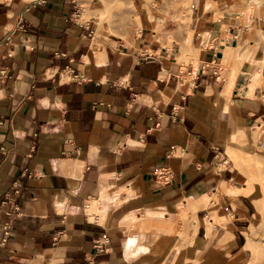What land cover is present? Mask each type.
Wrapping results in <instances>:
<instances>
[{
  "label": "crops",
  "instance_id": "1",
  "mask_svg": "<svg viewBox=\"0 0 264 264\" xmlns=\"http://www.w3.org/2000/svg\"><path fill=\"white\" fill-rule=\"evenodd\" d=\"M130 3L140 28L98 45L102 0H0V264L249 258L255 211L222 194L220 167L226 149L264 152V16L224 27L247 0ZM180 9L196 69L158 41L181 37L156 30Z\"/></svg>",
  "mask_w": 264,
  "mask_h": 264
},
{
  "label": "rangeland",
  "instance_id": "2",
  "mask_svg": "<svg viewBox=\"0 0 264 264\" xmlns=\"http://www.w3.org/2000/svg\"><path fill=\"white\" fill-rule=\"evenodd\" d=\"M231 2L232 0H228V3ZM247 4H244L241 8L239 6L236 8L231 3L230 8L228 10H224L223 15L221 14V19L226 22L224 27H227L228 23L238 24L239 22L237 17L241 18V14H249L251 17L264 16V0H247ZM102 5L103 7L101 9L93 13L96 18L95 36L98 37H96L97 39L95 38L94 41L96 44L99 45V42H104L106 40L104 37L102 38V34L104 33L102 31L107 32V35L113 34L117 36H126L132 31L140 28L136 8L132 3H130V0H102ZM221 7L226 8L225 3H223ZM85 14L89 16L87 12H85ZM187 15L188 10L185 11L180 9L175 12L173 17L176 22H173L172 18L171 22L161 23L160 27L156 28V30L159 29L169 31L171 33L178 32L179 36H181L180 38H165L158 39V41L169 53H172L174 45L180 46L182 52L180 59L185 63V65L191 64L194 69H196L195 62H192L193 60H191V53L189 51L191 34L188 30L186 21ZM218 16L220 17V14ZM247 28L248 31L251 32L252 29L249 26H247ZM256 35L259 36V39H263L262 31L258 30ZM121 41L129 43L131 39L123 37ZM184 48L187 49L185 50ZM238 54L239 51L231 53L232 56H236ZM173 55H175V53H172V56ZM260 58H264V53ZM259 59H257L256 64H258ZM185 71L186 68H183L182 72ZM254 77H257V74H254ZM185 81L188 82L189 79H186ZM254 136L256 140L264 139V131L262 129H258ZM241 143L243 142L236 141V143L231 144V146L234 147L235 150H240L239 144ZM229 150L230 149L225 150V160L223 161H226V163L220 168L230 170L233 174V181L228 184L229 186L226 185V188L223 187L221 192L222 194L227 195L235 205H240L238 204L239 199L237 198V195L246 196L251 201V206L255 211V215L253 216L255 218V221L253 222L255 228L251 227V236L246 237V244L243 248V250L249 254V258L242 264H264V152H254L256 154L254 155L251 154L253 153L251 150L248 151L251 154L249 155ZM254 199L259 200L256 202ZM209 212H211L209 214V218H212L214 223H227V215L219 210L216 199H214L212 205L210 206ZM209 228L212 229L213 226L209 225ZM210 250H212L211 247Z\"/></svg>",
  "mask_w": 264,
  "mask_h": 264
},
{
  "label": "bare ground",
  "instance_id": "3",
  "mask_svg": "<svg viewBox=\"0 0 264 264\" xmlns=\"http://www.w3.org/2000/svg\"><path fill=\"white\" fill-rule=\"evenodd\" d=\"M263 59H264V58H260V59H259V61H258V64H259V65H261ZM252 79H253V81L255 80L254 78H251L250 81H252ZM256 80H257V79H256ZM256 80H255V83H256ZM255 83H254V84H255ZM251 90H252V89H251ZM225 92H226V91H225ZM240 135L243 136L244 134H243V135L240 134ZM191 204H192V203H191ZM189 208H191V207H189ZM193 209H194V208H193ZM193 209H192V210H193ZM130 217H131V216H130ZM130 217H129V218H130ZM130 219H131V218H130ZM151 219H152V218H151ZM127 221H128V220H127ZM127 221H126V222H127ZM249 240H250V239H249ZM251 241H252V240H251ZM250 244H251V243H250ZM253 244H254V243H253ZM249 246H250V245H249ZM246 247H247V245H246ZM247 248H248V247H247ZM247 248H246V249H247ZM251 249H253V248H251ZM251 251H252V250H251Z\"/></svg>",
  "mask_w": 264,
  "mask_h": 264
}]
</instances>
